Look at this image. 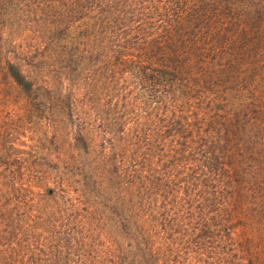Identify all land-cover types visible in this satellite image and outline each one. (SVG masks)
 <instances>
[{
	"label": "trees",
	"instance_id": "obj_1",
	"mask_svg": "<svg viewBox=\"0 0 264 264\" xmlns=\"http://www.w3.org/2000/svg\"><path fill=\"white\" fill-rule=\"evenodd\" d=\"M0 264H264V0H0Z\"/></svg>",
	"mask_w": 264,
	"mask_h": 264
},
{
	"label": "rangeland",
	"instance_id": "obj_2",
	"mask_svg": "<svg viewBox=\"0 0 264 264\" xmlns=\"http://www.w3.org/2000/svg\"><path fill=\"white\" fill-rule=\"evenodd\" d=\"M30 40L23 41L27 48H30L33 44L32 41L35 36L34 33H28ZM18 91H13L14 100L16 104L21 107L24 102L22 95L17 94ZM95 100V99H94ZM97 100H95L96 102ZM87 102V101H86ZM89 104V102H87ZM88 112H92V109L88 107ZM109 108V104L105 110ZM98 116V115H97ZM65 123L63 117L59 116V112L50 105L46 108L45 112L36 111L32 106L31 111L24 116L21 122V127L16 134L20 137V141L24 142L26 150L31 155L30 162L36 164H42V166H50L48 160L43 159L41 154L56 160L61 152H63L70 142V132L63 126ZM39 156V157H38ZM40 160L38 163V159Z\"/></svg>",
	"mask_w": 264,
	"mask_h": 264
}]
</instances>
